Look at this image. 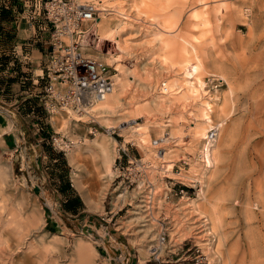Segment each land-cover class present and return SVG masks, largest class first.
<instances>
[{"label":"rangeland","instance_id":"rangeland-1","mask_svg":"<svg viewBox=\"0 0 264 264\" xmlns=\"http://www.w3.org/2000/svg\"><path fill=\"white\" fill-rule=\"evenodd\" d=\"M98 7L62 38L109 65L119 103L79 113L48 103L49 35L0 0V264H264V0ZM119 146L142 161L126 190ZM96 162L89 204L75 180Z\"/></svg>","mask_w":264,"mask_h":264},{"label":"built area","instance_id":"built-area-1","mask_svg":"<svg viewBox=\"0 0 264 264\" xmlns=\"http://www.w3.org/2000/svg\"><path fill=\"white\" fill-rule=\"evenodd\" d=\"M100 0H21L23 11L32 26L39 25L40 30L49 31V48L45 51L43 65L47 78L45 91L48 102L53 107H68L74 112H88L112 87V75L108 73L109 65L101 60L83 54L78 48L77 41L71 39L65 42L62 36L76 32V28L83 21L96 20ZM72 38V37H71ZM215 128L208 129L209 137L214 136ZM213 135V136H211ZM118 154L113 167L116 177L124 178V190L135 181L134 172L142 165L140 159L130 157L123 146L117 148ZM126 155L122 158V153ZM199 160L204 165V146L199 153ZM126 162V164H124ZM184 164L187 163L182 159ZM173 165L170 167L171 170ZM128 169L131 175H124ZM132 172V173H131ZM178 182L175 186L177 193L186 192L184 175L181 168L176 169ZM191 184L199 183L198 178H190ZM173 182V186L175 185Z\"/></svg>","mask_w":264,"mask_h":264},{"label":"bare ground","instance_id":"bare-ground-1","mask_svg":"<svg viewBox=\"0 0 264 264\" xmlns=\"http://www.w3.org/2000/svg\"><path fill=\"white\" fill-rule=\"evenodd\" d=\"M101 2H102V0H100ZM99 1V2H100ZM116 8V7H115ZM102 9H105V8H102ZM101 9V10H102ZM106 10V9H105ZM113 11H115V12H118V13H120V11L119 10H117V9H112ZM98 19H96V21H97ZM101 31V30H100ZM107 36H111V33H109ZM115 37V36H114ZM116 38V37H115ZM117 41V40H116ZM116 43H118V42H116ZM118 95V94H117ZM116 94H115V92H114V86H113V81H112V87H111V89L104 95V97L103 98H101L98 102H97V104L98 103H102L103 105H102V107H104L105 109H110V108H114V107H117V105H118V103H119V97L117 96ZM93 108V107H92ZM90 111V110H89ZM93 111V110H92ZM210 120V119H209ZM127 124V121H122V122H120V126L121 127H125V125ZM213 126V125H212ZM93 146L94 147H96L94 144H92V145H89V146H87V148L88 149H91V148H93ZM117 154H118V150H117ZM206 156H208V155H206ZM210 161V160H209ZM97 163V162H96ZM97 166L94 168L93 167V165H92V167H90L89 165H87V163L85 164V167L87 168L86 170V172L87 173H89V175L86 177V178H84V180H80V179H76L75 180V183L77 184V186H81L82 184H86V186L84 187V189H83V191H85V195H86V198H87V200H89V204H91V202H92V199H93V196H94V192H95V190H97V188H98V182H97V180L99 179V178H101L102 177V179L105 177L106 178V175L105 174H103V175H101L102 173V170H101V168H102V165L100 164L99 166H98V163L96 164ZM79 178V177H78ZM100 182V181H99ZM105 187H106V184H104L103 185V190H105ZM123 193V191L122 192H119L117 195H119V194H122ZM125 196V194H123V196L122 197H124ZM92 198V199H91ZM213 251V250H212ZM75 252H76V254H77V257L78 258H80L81 260H83V261H86L87 259H88V253H87V251H85L84 249H82L81 248V246H79V245H77L76 246V249H75Z\"/></svg>","mask_w":264,"mask_h":264},{"label":"crops","instance_id":"crops-1","mask_svg":"<svg viewBox=\"0 0 264 264\" xmlns=\"http://www.w3.org/2000/svg\"><path fill=\"white\" fill-rule=\"evenodd\" d=\"M32 26V25H31ZM32 27H35V26H32ZM34 30V28H33ZM48 36L49 35V31L48 29H45V30H40L39 29V25H37V32H35V37H36V40L37 39H40L42 40L45 36ZM43 42H46V40H43ZM42 46V44H40ZM43 47V46H42ZM45 48H43L44 50ZM135 264H138L137 262L134 261Z\"/></svg>","mask_w":264,"mask_h":264},{"label":"water","instance_id":"water-1","mask_svg":"<svg viewBox=\"0 0 264 264\" xmlns=\"http://www.w3.org/2000/svg\"><path fill=\"white\" fill-rule=\"evenodd\" d=\"M88 226H89L90 228H95L92 224H88Z\"/></svg>","mask_w":264,"mask_h":264}]
</instances>
